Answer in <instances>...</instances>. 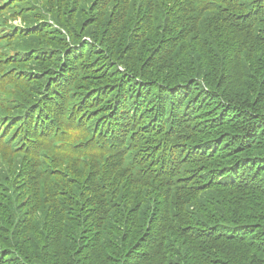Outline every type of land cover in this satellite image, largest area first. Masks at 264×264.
Returning <instances> with one entry per match:
<instances>
[{
  "label": "trees",
  "instance_id": "16d2710c",
  "mask_svg": "<svg viewBox=\"0 0 264 264\" xmlns=\"http://www.w3.org/2000/svg\"><path fill=\"white\" fill-rule=\"evenodd\" d=\"M0 264H264V0H0Z\"/></svg>",
  "mask_w": 264,
  "mask_h": 264
},
{
  "label": "rangeland",
  "instance_id": "374dc122",
  "mask_svg": "<svg viewBox=\"0 0 264 264\" xmlns=\"http://www.w3.org/2000/svg\"><path fill=\"white\" fill-rule=\"evenodd\" d=\"M16 25L21 26V21L17 20V22H15Z\"/></svg>",
  "mask_w": 264,
  "mask_h": 264
}]
</instances>
